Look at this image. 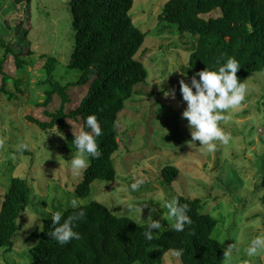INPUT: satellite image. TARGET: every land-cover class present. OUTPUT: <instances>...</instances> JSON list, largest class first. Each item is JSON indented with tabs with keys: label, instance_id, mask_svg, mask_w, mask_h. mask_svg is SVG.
<instances>
[{
	"label": "rangeland",
	"instance_id": "obj_1",
	"mask_svg": "<svg viewBox=\"0 0 264 264\" xmlns=\"http://www.w3.org/2000/svg\"><path fill=\"white\" fill-rule=\"evenodd\" d=\"M68 2L31 0L15 5L12 0H0V40L23 61L18 69L13 55H7L0 71V83L2 74L21 81L17 99L10 101L0 94V202L12 177L26 179L31 191L30 202L18 218L13 246L0 248V264H30V249L37 243L32 234L44 219L51 218L47 209L63 212L73 197L80 205L97 201L116 216L139 224L158 221L161 228L156 230L163 231L172 224L164 201L177 196L201 199V212L217 221L212 237L224 252L235 244L237 250L230 258L225 256L222 264H264V251L253 257L246 255L251 239L264 236V74L255 71L248 75L244 100L225 110L226 119L218 121L230 137L228 143L213 141L215 150L207 151L200 141L192 140V129L182 117L186 102L180 81L190 85L188 63L194 40L189 34L179 38L174 26L161 28L157 15L167 0H135L130 16L146 33L137 58L148 76L135 87V94L117 118L119 147L112 156L115 180H95L88 196L77 197L74 191L84 170L77 175L68 168L74 152L66 153L65 137L56 131L43 132L27 119L45 121L43 111H54L60 103L56 97L46 107L38 106L48 89L42 84V54L58 60L55 78L61 84L79 77L78 71L67 67L75 35ZM3 56L0 47V60ZM6 87L14 90L12 81ZM85 91L86 86L71 88L69 109L79 104ZM73 127L71 132L81 130L77 124ZM169 165L179 170L172 183L161 176ZM137 179L143 183L133 191L129 186ZM129 203L139 205L140 213L129 209ZM33 211L38 214L33 215ZM163 264L183 263L170 250Z\"/></svg>",
	"mask_w": 264,
	"mask_h": 264
},
{
	"label": "trees",
	"instance_id": "obj_2",
	"mask_svg": "<svg viewBox=\"0 0 264 264\" xmlns=\"http://www.w3.org/2000/svg\"><path fill=\"white\" fill-rule=\"evenodd\" d=\"M31 0H12L15 5L29 4ZM135 0H69L71 24L75 28L74 45L67 64L69 70L78 71L75 82L61 84L55 78L58 60L42 54L45 78L42 84L46 107L59 98L54 111L44 110L45 121L27 116L28 121L43 132L56 131L65 137L66 153L75 151L72 140L77 132H71L77 124L81 130L88 115L94 114L101 128L96 143L101 155L89 157L81 182L75 188L77 197L84 198L91 191L95 180L113 182L116 170L113 154L118 150L117 118L125 103L135 94V87L146 81L148 73L137 54L146 38L132 21L130 10ZM216 16L205 17L214 12ZM162 29L174 26L183 38L189 34L195 45L189 54V80L199 71L217 70L227 58H235L240 68L238 81L245 83L249 74H264V0H167L157 15ZM4 56L12 54L14 64L22 68L23 61L13 53L8 44L0 40ZM197 81L199 77L196 76ZM12 81L14 90L6 85ZM20 80L2 74L0 94L12 101L21 93ZM75 86H86L79 104L73 109L69 91ZM195 91V89H193ZM73 124V125H72ZM174 165L165 166L161 176L167 183L178 177ZM264 188V177L262 179ZM28 181L12 177L10 185L0 202V248L10 249L19 229L18 218L30 202ZM177 206L187 204L186 214L191 223L183 231L171 227L163 231L150 229L152 239L145 240L143 231L147 223H137L125 216H116L103 204L92 201L78 208H66L61 222L73 213L84 215L74 222V231L80 239H72L61 245L48 233L53 230L51 218L43 220L32 234L37 238L30 249V264H163L164 255L173 249H183V264H222L225 252L221 243L212 237L217 221L201 212L202 201L177 196Z\"/></svg>",
	"mask_w": 264,
	"mask_h": 264
},
{
	"label": "clouds",
	"instance_id": "obj_3",
	"mask_svg": "<svg viewBox=\"0 0 264 264\" xmlns=\"http://www.w3.org/2000/svg\"><path fill=\"white\" fill-rule=\"evenodd\" d=\"M240 68L235 58H227L220 64L217 70L205 69L196 73L191 86L180 81V92L183 101L186 102V108L182 112V117L186 118L188 126L192 129L191 137L193 141H200L204 148L212 152L216 148L213 141H220L227 144L229 135L219 126L218 121L226 119L225 110L234 109L241 104L245 96V84L238 81L236 72ZM196 76L199 77L197 81ZM195 89V91H193ZM168 95V93H165ZM174 97V93H172ZM221 110H224L223 112ZM84 127L90 131L80 130L74 135L72 145L74 154L67 162L68 168L75 174H81L82 170L89 166V157L98 158L101 153L96 143V137L101 134V128L94 114L88 115L84 121ZM143 183V180L137 179L130 184V189L135 191ZM69 206L73 209L79 207L81 201L78 198H71ZM129 209L135 208L140 213L139 205L129 203ZM164 207L167 209V217L172 221L171 228L177 232L183 231L186 224L191 223L190 217L186 214L187 204L177 206V199H165ZM47 211L52 212V224L55 225L48 235L64 245L72 239H80V234L74 231V222L80 219L84 212L73 213L61 222L62 211H53L51 208ZM38 213L33 211V215ZM42 229V225H40ZM161 224L158 221H151L143 231L145 240H151L153 234L150 229H160ZM237 250L235 244L230 245L225 252L226 257H231L233 250ZM264 251V236L257 235L251 239L246 248V255L253 257L259 252ZM171 253L174 257H180L183 249H173ZM139 264V262H134Z\"/></svg>",
	"mask_w": 264,
	"mask_h": 264
}]
</instances>
